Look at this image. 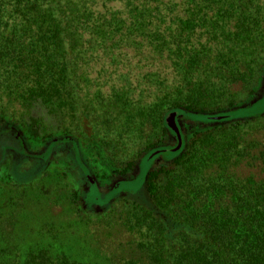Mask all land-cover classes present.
Listing matches in <instances>:
<instances>
[{
	"label": "trees",
	"instance_id": "16d2710c",
	"mask_svg": "<svg viewBox=\"0 0 264 264\" xmlns=\"http://www.w3.org/2000/svg\"><path fill=\"white\" fill-rule=\"evenodd\" d=\"M128 48L169 72L119 73L108 86L94 66ZM259 94L264 0H0V114L39 100L71 121L61 135L76 159L84 150L111 178L175 147L165 122L175 114L181 147L117 205L138 256L111 264H264V177L234 172L256 159L246 135L264 111L229 116ZM24 264L84 263L44 251Z\"/></svg>",
	"mask_w": 264,
	"mask_h": 264
},
{
	"label": "rangeland",
	"instance_id": "374dc122",
	"mask_svg": "<svg viewBox=\"0 0 264 264\" xmlns=\"http://www.w3.org/2000/svg\"><path fill=\"white\" fill-rule=\"evenodd\" d=\"M126 53L112 65L102 59L94 66V74L104 71L109 86L117 83L119 73H129L133 79L140 70L169 72L164 60L138 55L132 48ZM258 99L232 114L260 113L263 94ZM70 123L39 100L25 107L8 104L0 114V264H24L29 254L44 251L62 253L84 264H111L138 256L135 235L117 205L140 192L151 162L145 155L139 168L111 178L84 150L76 159L70 138L61 135V129ZM261 128L246 135L247 152L256 159L235 167L240 176L264 177V158L259 152L264 126ZM95 187L102 194L113 188L110 194L120 193L108 204L92 205L88 194ZM112 206L116 209L107 216Z\"/></svg>",
	"mask_w": 264,
	"mask_h": 264
},
{
	"label": "water",
	"instance_id": "95a60500",
	"mask_svg": "<svg viewBox=\"0 0 264 264\" xmlns=\"http://www.w3.org/2000/svg\"><path fill=\"white\" fill-rule=\"evenodd\" d=\"M255 102H256V100L253 101L252 103H250V105L254 104ZM256 114H258V113H256ZM252 115H254V114H252ZM226 116L227 115H217V116H214L213 118H215L214 120H220V119H223ZM229 116H231V117H240L241 114L236 112L235 114L230 113ZM249 116H251V115H249ZM165 122H166L168 128L172 132H174V134L176 135V137H177V145L175 147H171V148L162 147V148H157L155 150H152L147 155V157H148L147 159H149L148 163L152 162V160H154L157 157H160V156H162L164 154H167L168 152L177 151L182 145V137H181V133H180V129H179V124H178V122L175 119V114L174 113H169L166 116V118H165Z\"/></svg>",
	"mask_w": 264,
	"mask_h": 264
},
{
	"label": "flooded vegetation",
	"instance_id": "af4514ba",
	"mask_svg": "<svg viewBox=\"0 0 264 264\" xmlns=\"http://www.w3.org/2000/svg\"><path fill=\"white\" fill-rule=\"evenodd\" d=\"M180 129V128H179ZM175 135V134H174ZM176 136V135H175ZM172 138V137H171ZM177 138V137H176ZM173 139V138H172ZM177 141V140H176ZM172 146V145H169ZM51 149H49L50 151ZM160 157H157L154 163H158L156 161H159ZM88 175V174H87ZM89 178V176H88ZM91 180V177L89 178V181ZM91 182V181H90ZM114 189V188H113ZM110 189L109 191H107V193L102 194V189L100 187H95V189L93 190V194H88V197L90 199V202L92 203V205L94 204H99V205H104V204H108L109 202H111L116 195H118L120 192H118L117 194H110V192L113 190ZM106 192V190H105ZM110 194V195H108Z\"/></svg>",
	"mask_w": 264,
	"mask_h": 264
}]
</instances>
